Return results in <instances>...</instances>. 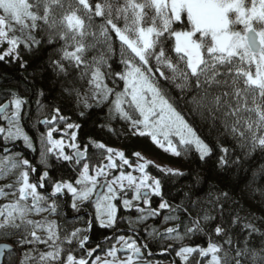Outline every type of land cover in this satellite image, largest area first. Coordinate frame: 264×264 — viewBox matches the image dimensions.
I'll use <instances>...</instances> for the list:
<instances>
[{
	"label": "snow or ice",
	"instance_id": "snow-or-ice-1",
	"mask_svg": "<svg viewBox=\"0 0 264 264\" xmlns=\"http://www.w3.org/2000/svg\"><path fill=\"white\" fill-rule=\"evenodd\" d=\"M117 40L119 68L110 62ZM45 44L56 47L47 63L34 69L36 74L50 70L62 95L84 109L80 117L93 106L107 107L110 120L126 125L119 133L101 125L109 132L149 139L177 158L195 152L206 162L218 148L221 168L230 164L229 140L246 155L257 149L264 153V0H0V62L27 70L32 65L24 56L35 55ZM3 95L0 179L14 175L15 180L0 187V197H14L0 205V240L10 241L0 243V264H16L18 254L19 264H161L145 258V251L152 255L150 242L156 241L174 242L160 246L161 255L174 252L178 258L168 264H264V230L254 217H244L242 223L235 215L226 225L221 207V223L209 232L206 225L215 217L207 211L192 217L187 207H173L163 198L162 179L148 171L154 162L140 152L131 153L133 162L124 150L91 137L88 143L78 142L81 124L70 122L60 107L40 119L42 89L36 90L35 123L47 126L38 137L44 171L30 179L37 169L7 145L22 140L36 150L23 126L33 118L31 101L18 91ZM203 126L208 137L200 130ZM90 147L102 159L93 163ZM53 158L77 175L52 177ZM154 166L164 176L185 175L179 168ZM61 196H70L74 213L91 204L99 228L116 233L126 220L129 232L143 225L145 238L114 234L105 237L107 248L100 243L89 247L91 217L85 228L72 229L49 218L60 215ZM153 197L160 198L158 207L152 206ZM162 210L183 212L187 221L164 215L165 223H177L161 232L148 221ZM237 226L240 234L234 239ZM213 232L219 239H213ZM197 234L207 235L206 245L191 242Z\"/></svg>",
	"mask_w": 264,
	"mask_h": 264
},
{
	"label": "trees",
	"instance_id": "trees-1",
	"mask_svg": "<svg viewBox=\"0 0 264 264\" xmlns=\"http://www.w3.org/2000/svg\"><path fill=\"white\" fill-rule=\"evenodd\" d=\"M114 46L116 51L110 62L113 63L114 67L119 68L121 66L119 64L120 45L118 40L115 41ZM55 47L45 44L35 55L26 54L24 58L32 65L27 70L20 69L15 63L0 62V102L4 100L5 90L18 91L30 99L33 118L32 120H25L23 126L25 131L34 138V143L37 142L40 145L39 140L36 141V131L32 125L33 121L36 120V90L42 89L44 95L39 97L44 105L42 113H51L53 107H60L62 114L70 117L71 122L81 124L82 127L76 130L78 142L88 143V138L91 137L106 144L120 145L129 157H131L132 152L140 149L163 162L179 166L181 171L185 173L184 176H164L154 165L150 166L148 171L162 179L163 198L173 207L177 205L187 207L192 217L203 216L205 211L214 216L215 220L206 225L209 232L217 223H221V207L223 208V222L226 225L231 224L233 216L239 215L242 218V223L244 217H254L256 225L264 230V173L261 171L264 169V153L257 149L255 152L246 155L243 150L236 146L234 141L229 140L225 146L230 149V164L227 168H221L217 163L220 155L218 148L205 162L201 161L195 152L188 158L172 157L153 145L149 139L116 134L120 132L121 128H126V125L123 122L110 120L107 107L93 106L85 110L87 113L85 117H80L78 113L84 109L78 108L74 99L62 95L61 85L56 83L51 71L43 73V76H38L34 71L37 65L47 63L49 56L54 53ZM108 83L111 85V81ZM90 103L94 104L93 101ZM189 118L191 119V117ZM101 125L115 127L116 133L109 132L107 127L101 128ZM200 130L205 137H208L207 126L201 127ZM210 139L215 146L216 134L213 133ZM221 142H223V138H221ZM89 156L93 163L101 159L99 151L91 147ZM237 158H239L238 163H231V160ZM52 163L54 167L49 169L52 175L62 174L67 178L77 175L72 167L65 163L58 164L56 161ZM223 193L228 194L227 199L223 197ZM152 201V206L156 207L160 198L153 197ZM193 202L195 203L193 204ZM173 214L180 215L182 222L187 221L185 213ZM131 215L133 216L134 212ZM103 231L104 229L93 223L92 233H102ZM181 231H183V227H181ZM232 232L235 239V236L240 234V227L237 226L232 229ZM212 236L213 239H219L215 237L214 232ZM207 239V235L197 234L192 237L191 242L206 245ZM240 239H243L242 234ZM255 242L258 245V237ZM185 243H189V241L186 240Z\"/></svg>",
	"mask_w": 264,
	"mask_h": 264
},
{
	"label": "flooded vegetation",
	"instance_id": "flooded-vegetation-1",
	"mask_svg": "<svg viewBox=\"0 0 264 264\" xmlns=\"http://www.w3.org/2000/svg\"><path fill=\"white\" fill-rule=\"evenodd\" d=\"M50 114L51 113H49V112L46 114L41 113L39 118L43 119L44 116H47ZM32 127L34 128V131H36V141H37V139H38L37 137L40 135L41 132H44L46 130L47 126H45L43 124H36L35 120H34ZM9 144L11 145V147L9 148L11 150V152L22 153L23 157L27 158L30 161V164L37 169L36 173H30V179L38 178L39 174L44 171L43 165L40 162L41 161L40 151H39L40 145H38L37 142L34 143L36 150L33 151L31 149L26 148L24 146V143L21 140L15 142V144H13V143H9ZM3 148H4V144H3V141L1 139L0 140V155L4 154ZM53 161H55L54 158H53L52 162ZM66 165H68V164H66ZM51 176L54 178H61V177L67 178L66 176H63L62 174H58V175H52L51 174ZM14 180H15V176L9 175L5 179H0V185H1V187H3L5 184L12 183ZM5 191L10 192L11 190L5 188ZM40 191L43 192L44 189H40ZM48 191H50V188L48 189ZM12 198H14V197L9 195L5 199H12ZM59 203L61 205L60 215L54 216V219H56L58 221V223L61 224L62 227H65L68 229H72L74 227L82 228L84 225L86 227V224H87L89 217H92V213L90 210V204H85L84 207L81 208V211L79 213H74L70 207V204H71L70 196H67V197L61 196ZM92 220H93V223L95 224V220L93 217H92ZM136 227L139 228V231L129 232L127 222L121 221L118 225V231L116 233H114L112 230H109V229H104V231L102 233H96V232L92 233L91 230H89V232L87 233L90 236L89 247H95L97 243H100L102 248H107L110 245H109V241L106 240L105 237L111 238L114 234H116V235L123 234L126 236H133L134 238H138V239H144L145 235H144V231H143V225H139ZM0 241L10 242V241H3V240H0ZM150 243H151L150 251H151L152 255L148 256L147 251H145V258L151 259L154 262L157 260L161 261V264H168V262L170 260L175 258L174 252L171 253V255H168V254L161 255V247L160 246L162 244L167 245L168 243H172V242H170V241H156V242H150ZM117 246L119 247V245H117ZM37 247H39L41 250H46L44 245H38ZM65 247H67V245H65ZM96 254L97 255H100V254L103 255V252L98 250ZM121 255H123V253H121ZM18 256H19V254L17 255V258H16V264H19V257ZM175 259H177V261H178V258H175Z\"/></svg>",
	"mask_w": 264,
	"mask_h": 264
},
{
	"label": "rangeland",
	"instance_id": "rangeland-1",
	"mask_svg": "<svg viewBox=\"0 0 264 264\" xmlns=\"http://www.w3.org/2000/svg\"><path fill=\"white\" fill-rule=\"evenodd\" d=\"M17 34H19V33H17ZM109 86H111V85H109ZM91 102V100H89V103ZM71 122V121H70ZM59 127L60 128H63V125H59ZM71 131V130H70ZM54 138H57V139H59L60 138V133H55L54 134ZM0 139H2V137H0ZM22 141V140H21ZM23 142V141H22ZM106 144V143H105ZM107 146H109V147H113V148H115V149H119V150H123L122 149V147L120 146V145H110V144H106ZM41 147V146H40ZM67 151H69V152H71V149H67ZM135 151H137V152H140L145 158H147V159H149V160H151V161H153L154 162V165H161V166H168V167H174V168H179L180 169V167L179 166H177V165H175V164H170V163H167V162H163V161H161V160H159L158 158H156L155 156H153V155H150V154H148V153H146V152H144V151H142V150H140V149H138V150H135ZM10 154V153H9ZM0 156H2V155H0ZM133 162H135L136 161V157H134V156H131V157H129ZM101 159H102V157H101ZM130 170V169H129ZM181 170V169H180ZM134 175H138V173H133ZM151 174V173H150ZM151 175H153V174H151ZM153 176H155V175H153ZM0 187H1V185H0ZM12 199H14V198H12ZM12 199H5V198H3V197H0V205H3V204H6V203H9ZM159 204V203H158ZM156 207H158V205L156 206ZM90 210H91V213H92V217L94 218V220H95V208L90 204ZM169 214H173V213H169L167 210H164L163 212H162V215L160 216V217H158L155 221H153V220H149L148 221V224H150V225H154V226H156L161 232L164 230V228H166V227H170V226H175V224H176V222L175 221H169V222H167V223H165L164 221H163V216L164 215H169ZM42 215H48L47 213H44V214H42ZM136 215V213L134 212V215L133 216H135ZM31 219H40L41 217L40 216H31L30 217ZM50 219H54V216H52V217H49ZM124 222H127L126 220L124 221ZM82 228H85V225L82 227ZM40 234H42V233H40ZM170 242H172V243H174L173 241H170ZM46 250H48V249H46ZM101 256H103L102 254H100ZM19 257V256H18Z\"/></svg>",
	"mask_w": 264,
	"mask_h": 264
},
{
	"label": "water",
	"instance_id": "water-1",
	"mask_svg": "<svg viewBox=\"0 0 264 264\" xmlns=\"http://www.w3.org/2000/svg\"><path fill=\"white\" fill-rule=\"evenodd\" d=\"M5 147V146H4ZM11 147V145L10 144H8L7 145V148H10ZM4 149V148H3ZM92 218V217H91ZM0 243H5V242H2V241H0Z\"/></svg>",
	"mask_w": 264,
	"mask_h": 264
}]
</instances>
